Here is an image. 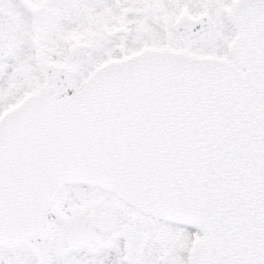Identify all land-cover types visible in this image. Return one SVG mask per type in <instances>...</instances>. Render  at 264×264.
<instances>
[{"label":"snow or ice","instance_id":"snow-or-ice-1","mask_svg":"<svg viewBox=\"0 0 264 264\" xmlns=\"http://www.w3.org/2000/svg\"><path fill=\"white\" fill-rule=\"evenodd\" d=\"M0 264H264V0H0Z\"/></svg>","mask_w":264,"mask_h":264}]
</instances>
